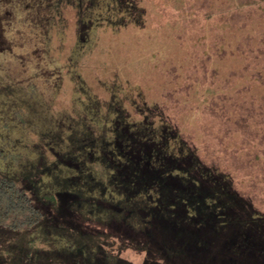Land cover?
Listing matches in <instances>:
<instances>
[{"label": "rangeland", "instance_id": "374dc122", "mask_svg": "<svg viewBox=\"0 0 264 264\" xmlns=\"http://www.w3.org/2000/svg\"><path fill=\"white\" fill-rule=\"evenodd\" d=\"M82 1L0 0V168L42 216L0 229V264H209L143 227L114 125L161 115L262 222L264 0H134L123 29L84 23L97 4Z\"/></svg>", "mask_w": 264, "mask_h": 264}, {"label": "trees", "instance_id": "16d2710c", "mask_svg": "<svg viewBox=\"0 0 264 264\" xmlns=\"http://www.w3.org/2000/svg\"><path fill=\"white\" fill-rule=\"evenodd\" d=\"M88 1H82V5ZM95 2L96 15L84 23L114 24L120 29L139 26L142 12L136 1ZM178 3L181 7V1ZM175 26L171 28L175 30ZM120 115L123 120L118 116L119 122L114 125L118 136L112 143V166L145 189L143 210L151 211L154 218L143 227L151 228L152 236L154 231L162 235L164 245L178 247L175 260H185L188 254L194 259L203 253L209 264H264V220L253 222L256 213L247 210V202L228 190L225 177L200 162L186 140L172 131L161 115L151 122L144 118L138 123L124 120V112ZM214 202L222 204L219 210L206 214L202 209ZM41 218L23 180L13 181L11 174L0 168V229L28 230ZM231 228L238 236L229 245L225 242Z\"/></svg>", "mask_w": 264, "mask_h": 264}]
</instances>
